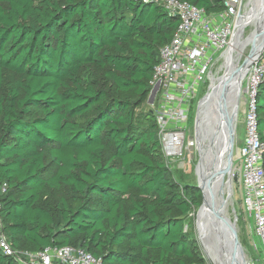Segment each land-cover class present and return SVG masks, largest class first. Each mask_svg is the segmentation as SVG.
<instances>
[{"label": "trees", "instance_id": "trees-1", "mask_svg": "<svg viewBox=\"0 0 264 264\" xmlns=\"http://www.w3.org/2000/svg\"><path fill=\"white\" fill-rule=\"evenodd\" d=\"M178 1L212 15L227 0ZM177 26L140 0H0V217L14 250L206 264L186 231L201 192L175 179L152 113L137 112ZM255 100L264 144V81Z\"/></svg>", "mask_w": 264, "mask_h": 264}, {"label": "built area", "instance_id": "built-area-1", "mask_svg": "<svg viewBox=\"0 0 264 264\" xmlns=\"http://www.w3.org/2000/svg\"><path fill=\"white\" fill-rule=\"evenodd\" d=\"M140 1L158 5L178 20L172 40L159 51V62L149 82L150 91L156 85L158 91L148 106L166 166L184 170L192 108H196L202 87L208 82L211 86L212 68L229 49L245 2L227 0L223 12L207 15L202 9L178 0ZM263 81L264 52L249 68L241 88L239 100H242L238 106L243 120V137L236 160L244 213L252 220L253 236L259 241V245H254L255 250L259 247L264 258V144L257 130L255 100ZM187 165L189 170L190 165ZM5 189L2 185L0 194L5 193ZM0 252L14 258L18 264H102L82 249L71 247H47L37 253L16 251L4 233L1 217Z\"/></svg>", "mask_w": 264, "mask_h": 264}, {"label": "bare ground", "instance_id": "bare-ground-1", "mask_svg": "<svg viewBox=\"0 0 264 264\" xmlns=\"http://www.w3.org/2000/svg\"><path fill=\"white\" fill-rule=\"evenodd\" d=\"M263 5L264 0H253L250 10L240 15L230 47L225 52L227 56V67L223 78H218V84L211 87L212 94L207 97V101L204 104L201 106L199 105V114L202 113V116L198 121L197 136H202L203 139L200 143L197 137V148L200 151V161L196 169V174L197 183L201 187L205 203L201 212L197 216L196 230H198V239H200L203 249L208 258L212 261V264H225L224 259L218 254L215 240L218 229L223 224L222 220H229L228 207L231 205V195L227 180H225V177H227L226 175L217 178H210V175L214 171L220 170L223 167V145L225 143L226 134L221 130L218 131V140L214 141L216 144V151L213 153L211 152V144H209V142H213L212 138L214 137L212 134L214 130L218 128V125H221V127L224 126V123L222 122L224 119H220L218 116L220 108H224L225 105L228 118H230L235 109L237 86L235 80H230L228 77L231 75V71L238 67L236 65L238 57L232 56V49L236 44V36L238 32L241 31L242 25L251 23L253 19L249 18L253 17L255 19L253 31L248 38L241 42L240 48L248 42L254 41L255 37L257 38V42H261V40L264 39V24L260 30L255 29L258 15L260 14ZM218 91L219 94L222 93V98H219V94L216 96V92ZM209 124L211 127H209ZM204 139H206V141ZM202 145L206 146L204 150H201ZM209 153L213 156L215 155L214 157L216 158H214L213 161L209 160ZM218 212L221 214L218 215Z\"/></svg>", "mask_w": 264, "mask_h": 264}, {"label": "rangeland", "instance_id": "rangeland-1", "mask_svg": "<svg viewBox=\"0 0 264 264\" xmlns=\"http://www.w3.org/2000/svg\"><path fill=\"white\" fill-rule=\"evenodd\" d=\"M244 2H245L244 9L240 12V15L250 10L253 0H244ZM249 19H253V20L251 23H246L245 25L244 24L242 25L241 31L238 32L236 39H235L236 44L232 49L233 50L232 56L238 57L237 63H236L237 66L239 64L241 65V63L244 61L253 43V41H250L246 45L242 46L241 47L242 49L240 48L241 42L251 35L253 28H254L255 19L253 17H250ZM226 67H227V56L224 53L222 57L216 62V64L212 68V71H211L212 78H210L211 86H210V83L208 82L205 86L202 87V90H200L197 100H196V108L195 106L192 108V111H191V114L188 120V127L190 128L189 138H188L189 146H188L186 156H185L186 166L188 167L187 164H189L190 169L187 170V167L184 170H181L178 167H174L172 169V173L175 179L180 184H188L192 186L197 185L196 169L200 161V151L197 148V137L200 143H201V140L203 139L202 136H197V131H196L197 106L201 99L202 101L200 103V106L207 101V97L210 94H212L211 87L212 86L214 87L218 84V80H219L218 78L222 77V75L225 72ZM209 86H210V90H209ZM240 100L242 99L240 98ZM240 100H239V103L241 102ZM194 108H195V116L193 118ZM150 111H151V107L148 106L147 102H145L137 110L138 113H148ZM201 116H202V113L198 115V121L200 120ZM241 119H242V115L239 113V106H238V118L236 122L235 138L241 127ZM204 140L206 141V139ZM205 148H206L205 145H202V149L200 147L201 150H204ZM237 149H238V145L234 142L233 165L231 168V180H232L231 205H229L228 207L229 220L234 225L235 234L237 235L242 247L245 250L246 258L248 259V261H250L252 264H264V258H263V255L259 247L257 250H255V247H254L255 243L259 245V241L257 238H254L253 236V222L251 219L247 217V214L244 213L245 209H244L243 200L241 198V193H240L238 166L236 164ZM214 156L211 153H209L208 154L209 160L213 161V159L216 158ZM234 177H236V181L233 180ZM225 180H227V177H225ZM186 231L196 241L200 249L199 240L197 236L198 230H196V217L194 219L192 226L190 228H186ZM206 264H208L207 261H206Z\"/></svg>", "mask_w": 264, "mask_h": 264}, {"label": "water", "instance_id": "water-1", "mask_svg": "<svg viewBox=\"0 0 264 264\" xmlns=\"http://www.w3.org/2000/svg\"><path fill=\"white\" fill-rule=\"evenodd\" d=\"M264 24V5L261 7L260 14L258 15L257 23H256V30H260V28ZM261 33V32H260ZM264 52V39L261 40V42H257V38L255 37L248 55L244 59V61L239 64L237 68L233 69L231 71V75L228 77L230 80H235L236 83V99H235V109L233 110V113L231 114L230 118L227 117V108L224 105V108H220L218 112V116L220 119H224L222 122L224 123V126L221 127V125H218V128L214 130L212 140L213 142H209L211 144V152L216 151V144L214 141L218 140V131L224 132L225 135V143L223 145V167L220 170L214 171L210 178H217L226 175L227 176V183L230 191V195L232 193V180H231V168L233 165V153H234V142H235V131H236V122L238 118V102L239 97L241 93L242 84L244 81V78L251 67V65L256 62L261 54ZM225 73V72H224ZM224 75V74H223ZM222 75V78H223ZM228 82V81H226ZM158 91V85H156L149 93L147 98V104L151 105L154 101V97L156 95V92ZM219 94V91L216 92V96ZM219 98H222V93L219 94ZM202 99L199 101L197 106V112H196V131L198 128V115H199V105L201 103ZM222 101V100H221ZM152 112H150L151 114ZM209 127L211 125L209 124ZM236 181V177L233 179ZM196 189H198L201 192V205L198 208L196 212V219L198 214L201 212L205 199L203 192L201 190L200 185L197 183L195 186ZM221 213L218 212V215ZM223 224L218 229V233L216 236L215 244L217 247L218 254L221 256L222 259H224L225 264H252L248 259L246 258L245 250L242 247L237 235L234 231V225L230 222V220H222ZM199 240V246L203 255V258L207 261L208 264H212V261L208 258L206 255L202 243Z\"/></svg>", "mask_w": 264, "mask_h": 264}, {"label": "crops", "instance_id": "crops-1", "mask_svg": "<svg viewBox=\"0 0 264 264\" xmlns=\"http://www.w3.org/2000/svg\"><path fill=\"white\" fill-rule=\"evenodd\" d=\"M242 121L243 120L241 119V127H240L239 132L237 133L236 138H235V143L238 145V147H240L241 141H242V137H243V124H242Z\"/></svg>", "mask_w": 264, "mask_h": 264}]
</instances>
